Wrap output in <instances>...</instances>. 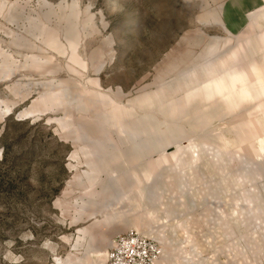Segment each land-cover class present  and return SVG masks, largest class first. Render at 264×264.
<instances>
[{
    "label": "rangeland",
    "instance_id": "374dc122",
    "mask_svg": "<svg viewBox=\"0 0 264 264\" xmlns=\"http://www.w3.org/2000/svg\"><path fill=\"white\" fill-rule=\"evenodd\" d=\"M223 0H0V264H264V21Z\"/></svg>",
    "mask_w": 264,
    "mask_h": 264
},
{
    "label": "built area",
    "instance_id": "2783aa9c",
    "mask_svg": "<svg viewBox=\"0 0 264 264\" xmlns=\"http://www.w3.org/2000/svg\"><path fill=\"white\" fill-rule=\"evenodd\" d=\"M158 242L134 229L115 233L107 249V264H160Z\"/></svg>",
    "mask_w": 264,
    "mask_h": 264
},
{
    "label": "crops",
    "instance_id": "0c3cea01",
    "mask_svg": "<svg viewBox=\"0 0 264 264\" xmlns=\"http://www.w3.org/2000/svg\"><path fill=\"white\" fill-rule=\"evenodd\" d=\"M221 17L234 35H254L264 21V0H223Z\"/></svg>",
    "mask_w": 264,
    "mask_h": 264
}]
</instances>
